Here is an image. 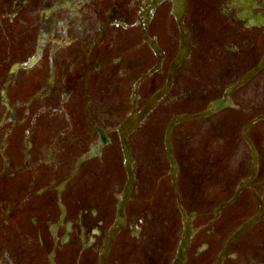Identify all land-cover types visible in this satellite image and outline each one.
Returning a JSON list of instances; mask_svg holds the SVG:
<instances>
[{
  "label": "flooded vegetation",
  "instance_id": "flooded-vegetation-1",
  "mask_svg": "<svg viewBox=\"0 0 264 264\" xmlns=\"http://www.w3.org/2000/svg\"><path fill=\"white\" fill-rule=\"evenodd\" d=\"M263 59L264 0H0V264H264Z\"/></svg>",
  "mask_w": 264,
  "mask_h": 264
},
{
  "label": "water",
  "instance_id": "water-1",
  "mask_svg": "<svg viewBox=\"0 0 264 264\" xmlns=\"http://www.w3.org/2000/svg\"><path fill=\"white\" fill-rule=\"evenodd\" d=\"M233 87H236V86H233ZM232 87V88H233ZM158 98V96L157 97H154L153 99H152V103L156 100ZM223 106V104L222 103H220V102H217V103H215L214 104V109H217V108H220V107H222ZM210 111V110H209ZM209 114V112H207V113H203V114H200V115H197V116H195V117H193V118H202V117H205L206 115H208ZM186 119V117L185 116H180V117H177L176 119H174L173 120V122L170 124V126H169V128H168V131H167V135H166V139H169V135H170V130H171V128H172V126L174 125V124H176L178 121H183V120H185ZM122 139H123V137H122ZM124 140V139H123ZM123 153H124V158H125V168H126V171L128 172V181H129V183L132 181V179H133V175H132V173H131V170L129 169V166H130V164H131V162H130V158H129V154H128V151H127V149H128V145H127V143H123ZM130 185V184H129ZM122 208H123V203H120V205H119V210L121 211L122 210ZM249 225H251V223H247L243 228H240L236 233H235V236H237V235H239L245 228H247ZM186 235V234H185Z\"/></svg>",
  "mask_w": 264,
  "mask_h": 264
},
{
  "label": "rangeland",
  "instance_id": "rangeland-1",
  "mask_svg": "<svg viewBox=\"0 0 264 264\" xmlns=\"http://www.w3.org/2000/svg\"><path fill=\"white\" fill-rule=\"evenodd\" d=\"M184 125H179L178 127H177V130L178 129H180V128H182ZM161 134H162V132H161ZM238 134V133H237Z\"/></svg>",
  "mask_w": 264,
  "mask_h": 264
}]
</instances>
